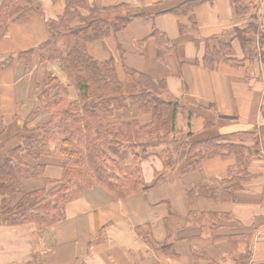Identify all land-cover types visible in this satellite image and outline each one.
<instances>
[{"label": "crops", "instance_id": "0c3cea01", "mask_svg": "<svg viewBox=\"0 0 264 264\" xmlns=\"http://www.w3.org/2000/svg\"><path fill=\"white\" fill-rule=\"evenodd\" d=\"M188 1L86 0L99 7L125 3L152 15L133 18L126 29L90 41L88 49L99 59H115L121 76L130 67L165 79L168 97L184 105L177 133L191 130L193 140L255 133L259 152L247 164L242 187L228 199L221 198L229 189L224 180L236 164L232 155L208 156L185 173L181 164L195 158L164 171L162 160L151 157L143 162L146 181L158 172L164 174L147 191L115 199L101 186L88 188L66 205L62 220L42 230L33 223H6L0 205V264H264V46L256 37L258 56L252 59L237 35L238 29L251 23L264 33V0H240L251 1L250 12L243 14L234 0H203L189 14L170 12ZM41 5L43 17L24 25H0V57L36 49L31 66L16 59L0 71V150L4 152L22 141V123L47 77L65 79L59 64L46 60L39 49L48 37L46 20L62 14L65 1L41 0ZM154 30L169 40L170 51L163 59L158 56ZM206 54L214 58L207 64ZM69 97L76 100L78 94L71 89ZM116 116L136 117L127 110L117 111ZM49 118L45 114L30 127ZM208 122L214 125L208 127ZM244 143L253 141L248 137ZM47 163L43 176L23 182V191L41 189L48 186V179L62 177L58 160ZM201 184L212 188L215 197L190 201L188 191ZM20 196L10 198L11 205Z\"/></svg>", "mask_w": 264, "mask_h": 264}, {"label": "trees", "instance_id": "16d2710c", "mask_svg": "<svg viewBox=\"0 0 264 264\" xmlns=\"http://www.w3.org/2000/svg\"><path fill=\"white\" fill-rule=\"evenodd\" d=\"M64 1V12L46 20L48 37L39 49L46 60L59 64L65 79L47 77L22 123V141L5 152L0 150V205L6 223H33L38 230L45 229L64 218L69 202L95 186H101L115 199L145 192L164 174L158 172L151 182L146 181L143 162L151 157L162 160L164 171L176 168L183 159L195 158L194 162L181 164L185 173L208 156H235L236 164L224 180L229 189L221 194L222 199L231 197L242 187L249 160L259 152L256 134L242 131L193 140L194 132L190 130L178 136L177 118L184 105L168 97L165 79L130 67H125V75L121 76L115 59H99L88 49L90 41H100L126 29L133 18H151L150 12L135 10L125 3L99 7L86 0ZM202 2L191 0L170 12L189 14ZM234 2L240 14L250 12L251 1ZM39 16H44L41 0H3L0 5V25H24ZM237 35L255 59L256 36L264 46V34L251 23L238 29ZM152 36L157 39L158 56L163 59L170 51L169 40L158 30ZM35 50L0 57V71L12 66L16 59L31 66ZM213 59L206 54L205 63ZM70 87L78 92L76 100H70ZM121 110L136 117L119 118L116 112ZM45 114H50L47 122L30 127ZM207 125L212 127L214 123ZM248 137L252 145L244 143ZM159 144H163L160 149ZM127 151L131 152V161L122 155ZM52 158L62 166V177L48 179V186L41 189L23 191V182L43 176L47 160ZM53 184H57L56 188H51ZM19 194L20 198L11 205L10 198ZM214 194L212 188L208 190L201 184L188 191V198L195 201L198 196L215 197Z\"/></svg>", "mask_w": 264, "mask_h": 264}, {"label": "rangeland", "instance_id": "374dc122", "mask_svg": "<svg viewBox=\"0 0 264 264\" xmlns=\"http://www.w3.org/2000/svg\"><path fill=\"white\" fill-rule=\"evenodd\" d=\"M252 1H253V0H252ZM258 31H260V30H258ZM263 34H264V33H263ZM263 34H262V35H263ZM256 37H258V36H256ZM260 51H261V48H260ZM150 65H151V66H150L151 68H153V69L155 68V64H154V62L151 61ZM124 71H125V70H124ZM164 71H165V70H164ZM71 89H72V91H74L76 94H78L77 90H76L75 88H73V87H70V88H69V92L71 91ZM178 136H185V133H184V134H179V133H178ZM159 147H162V145L159 144L158 148H159ZM159 149H160V148H159ZM122 155L125 156L126 159H127L128 161H131L132 158H133L132 155H131V152H130V151L124 152Z\"/></svg>", "mask_w": 264, "mask_h": 264}]
</instances>
